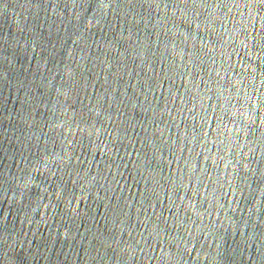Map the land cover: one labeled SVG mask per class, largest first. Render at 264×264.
Masks as SVG:
<instances>
[{
	"label": "water",
	"instance_id": "obj_1",
	"mask_svg": "<svg viewBox=\"0 0 264 264\" xmlns=\"http://www.w3.org/2000/svg\"><path fill=\"white\" fill-rule=\"evenodd\" d=\"M0 264H264V0H0Z\"/></svg>",
	"mask_w": 264,
	"mask_h": 264
}]
</instances>
